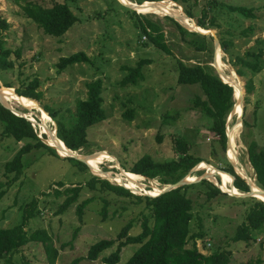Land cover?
<instances>
[{"label": "rangeland", "instance_id": "rangeland-1", "mask_svg": "<svg viewBox=\"0 0 264 264\" xmlns=\"http://www.w3.org/2000/svg\"><path fill=\"white\" fill-rule=\"evenodd\" d=\"M26 2L43 7H51L55 3L66 4L77 17V22L63 36L48 37L24 15L21 6ZM163 2H171L170 5L173 4L171 6L178 13L181 12L183 17L187 18L185 11L192 13L194 18L189 21L194 27H185L187 30L200 34H207L209 31L213 33L206 35L212 37V56L208 53H198L187 46L174 25L165 18L169 17L166 15L144 16L162 24L167 44L175 57L166 55L150 44L145 45L147 39H143L144 34L140 30L137 17L131 13L133 10L123 6L120 0H20L17 3L14 0H0V19L9 25V29L3 32L5 47L12 51H21L20 59L14 61L13 70L0 73V88L3 83H9L15 92V89H24L37 80L36 91L42 93L39 101L21 97L22 101L16 104L13 102V110L43 123L44 118H41L39 108L48 106L57 113L59 119L67 121L68 112L75 111L76 102L85 99L86 83L99 78L103 84L102 98L106 120L92 126L88 130V146L75 153L71 151V155H95L88 159H95L104 172H110L113 176H99L90 164L87 171L81 172L65 157L51 155L44 149L32 150L22 158V176L6 189L0 199V228L17 225L21 221L23 207L33 200L37 201V210L28 221L26 230L28 233L38 229L46 230L58 251L56 264H71L77 258L82 259L78 264H104L102 257L113 252L117 242L96 261L84 259L92 244L102 239L115 240L122 227L129 222L133 224L129 231L131 236L142 231L141 221L143 217L149 216V211L144 208L143 203L137 204L135 199L119 198L105 191H90L84 185L92 176L98 175L100 179L113 185L123 186L117 178L123 174L120 167L126 169L144 155H149L156 162L175 159L177 154L174 140L178 137L190 144L191 154L203 158V164L209 165L213 170L230 164L237 173L243 166L255 182L253 170L248 162L247 145L255 141L259 147L264 148V70L256 75L247 72L246 77H239L243 91L248 79H252L255 89L251 94H246L245 91L243 94L246 126H240L237 141L231 147L235 154V163L231 160L229 151L231 136L234 134L232 124L235 123L233 119L229 124L232 114L225 124L228 146L222 150L216 142V137L205 128L207 122L203 116L192 109L194 97L201 95V91L197 86L177 85L176 78L177 59L183 60L187 65L200 63L205 70L218 76V51L222 62L234 72L230 65L232 56H241L247 50L264 52V44H255L257 39L264 40V0ZM236 6L255 9L256 19H244L229 11L228 7ZM137 11L136 14H139ZM203 13H206L205 19L201 18ZM211 19L218 28H196V21L202 20L210 26ZM249 26L254 27L253 35L242 37L241 32ZM213 37L218 43L220 37H223L234 44L230 48V55L217 50L216 65L213 63ZM78 52L89 57L90 63L74 64L57 74L56 64L59 59ZM11 59L14 57L11 56ZM140 59L151 60V64L143 68L144 81L137 86L120 87L119 81L125 75L120 67H134ZM128 109H133L131 121L122 116ZM47 118L45 126L48 129L44 127L46 132L42 131L41 125L35 126L39 129L38 136H41L42 132L47 133L45 135L48 142V136L56 129V124ZM1 129L0 122V132ZM51 134L55 135L54 132ZM157 137L161 140L158 141ZM21 146L22 143H17L12 138L0 136V181H6L2 168L4 163L12 159ZM196 169L190 174L191 178H200L206 173L205 169ZM129 175L131 173L125 175L126 178H129ZM219 177L221 176L214 170L208 180L221 181ZM58 183L63 184V187H58ZM136 184L140 190L124 187L138 196L156 194L165 187L156 179L147 181L145 178H139ZM77 186L82 189L77 201L58 213L64 196H56L54 191ZM186 195L192 201L190 233L201 235L195 241L199 252L204 255L217 251L226 253L228 264H264V227L260 231L252 232L249 241L232 240L237 228L245 222L252 201L234 200L232 198L237 197L227 193L226 196L207 200L201 189H188ZM86 199H92V202L79 218L76 208ZM104 201L108 203L105 217L100 214ZM136 247L137 245H129L123 248L118 264H124ZM187 247H191L190 241ZM11 262L49 264L42 245L38 243H28L22 247L12 255Z\"/></svg>", "mask_w": 264, "mask_h": 264}, {"label": "trees", "instance_id": "trees-1", "mask_svg": "<svg viewBox=\"0 0 264 264\" xmlns=\"http://www.w3.org/2000/svg\"><path fill=\"white\" fill-rule=\"evenodd\" d=\"M16 3L20 0H14ZM138 5L143 2H163L164 0H130ZM176 2V0H171ZM171 2H169L170 4ZM173 5V4H171ZM175 6V5H174ZM176 8V7H175ZM24 15L30 19L39 28L42 33L48 37L63 36L76 22L77 17L66 4L55 3L51 7H43L41 5L26 2L21 6ZM229 11L240 15L244 19L255 20V9L243 6L228 7ZM131 13L137 17L139 27L144 34L147 42L161 52L169 56H174L166 41V34L163 26L158 21L147 19L144 15ZM182 15V13L180 12ZM185 15L193 19L194 16L189 11H185ZM183 16V15H182ZM185 17V16H184ZM176 28L181 40L194 51L198 53H208L213 55L212 37L202 35L185 29L170 17H165ZM201 18H206L203 13ZM196 26L202 29L210 30L218 28L215 21L211 19L210 26L206 25L202 20L195 22ZM9 29V25L5 20L0 19V73L11 71L14 68V61L20 59L21 51H14L5 47L3 32ZM254 33V27L249 26L241 32L242 37H251ZM206 34V33H205ZM209 34V33H207ZM255 44H264V40L257 39ZM233 42L220 37L219 46L223 53L230 55V48ZM11 56L14 59H11ZM263 50L251 51L247 50L243 55H235L230 59V65L234 68L238 77H246L247 72L256 75L264 70L262 59ZM175 57V56H174ZM90 63L89 57L84 53H74L68 57H62L56 64V73L60 74L66 67ZM151 64L150 59H140L134 67L121 66L120 70L125 73L119 81L120 87L137 86L144 81L143 68ZM176 84L179 86H197L201 91V95L194 97L192 109L197 110L207 122L206 129L216 137V142L222 150L226 147L225 124L228 115L233 107V89L225 84L221 79L204 69L200 63L187 65L181 59H177V78ZM5 88H13L9 83H3ZM86 97L78 100L75 104V111L68 112V120L59 119L57 113L48 106H43V110L48 114L50 119L56 124V135L62 142L64 147L72 152L79 151L88 146V130L106 120V113L103 108L101 79L96 78L86 83ZM38 81H32L26 88L15 89V94L27 99L39 101L42 93L36 91ZM245 93L251 94L254 91L252 79H248L244 86ZM247 100V99H246ZM246 105V101H245ZM33 111V110H32ZM245 111V107H244ZM127 121L133 119V109H128L122 114ZM245 113L242 117V125L246 126L244 120ZM0 122L2 129L0 136L3 138H12L22 146L14 154L12 159L3 165V175L6 181H0V199L12 184L17 182L23 174L24 165L22 158L25 154L32 150L44 149L49 154L59 156L55 149L43 143L46 135L41 134L38 137V127H33L25 118L14 115L0 105ZM160 141L161 138L157 137ZM174 147L177 157L166 162H156L149 155H144L134 162L130 167L123 169L128 173L136 174L149 180H158L163 185H172L187 176L189 171L195 166L204 165V159L195 156L189 152L190 144L182 137L174 140ZM248 162L253 170L255 184L258 188L264 190V148L259 147L255 141H251L247 145ZM72 161L79 171H87V166L72 158H66ZM219 170L228 173L233 177V186L240 193L249 192L250 188L245 180L238 176L233 167L227 164L226 167H220ZM221 184V181H217ZM90 191H105L112 193L119 198H132L137 204H144V208L149 211L148 217H143L141 221L142 231L135 236H131L129 231L133 227L132 222L127 223L117 234L115 240L102 239L92 244L87 251L84 259L96 261L106 250L112 249L116 242L117 246L109 255L102 257L104 264H118L122 249L129 245H137L136 250L124 264H228L229 258L226 253L214 252L204 255L196 248V239L201 235L191 234L189 224L192 220V201L186 195L188 189H201L207 200H211L217 196H226L213 183L207 180L185 185L175 190L157 195V196H138L129 192V190L113 185L107 180L92 176L84 185ZM58 187L63 184L58 183ZM81 187H71L63 190H55L56 196H64L63 204L58 213L73 205L80 194ZM242 202L252 201V206L248 209L245 222L242 223L232 238L233 242L249 241L251 233L260 231L264 227V202L255 198L237 199ZM92 202V199L82 201L76 208L79 218L84 209ZM108 203L104 201V205L100 214L105 217L106 207ZM37 210V201L33 200L23 207V215L21 221L10 228H0V262L12 264L11 257L22 247L28 243L41 244L46 254L49 264H56L58 251L52 243L51 236L44 229H38L28 233L26 226L28 221L33 218ZM191 247H187L188 242ZM82 259L77 258L71 264H78Z\"/></svg>", "mask_w": 264, "mask_h": 264}, {"label": "bare ground", "instance_id": "bare-ground-1", "mask_svg": "<svg viewBox=\"0 0 264 264\" xmlns=\"http://www.w3.org/2000/svg\"><path fill=\"white\" fill-rule=\"evenodd\" d=\"M120 1L123 3V5L124 4L125 5H134L133 2H130L129 0H120ZM156 3H158V2H156ZM154 4H155V2H152V4L151 3H144L142 6H137L135 8V10H138L137 12H139V14H141V15H147V14L169 15V16L173 17L174 19H176L184 27H190L193 25L189 21V19H187L186 17H183L180 13H178L170 4H168V2H163V3L156 4V5H154ZM156 7H158V9H156ZM193 27H194V25H193ZM196 28H198V27L196 26ZM209 33L213 34L210 31H209ZM218 49L221 50L217 45L215 48V55H216V52ZM218 58L219 59H218V63H217V68L221 72V76H222L223 80L225 82L229 83L232 86V89L234 90V99L233 100H235V103H233V105H234L235 109H233L234 112L230 113L228 115V117L232 114V116L229 120V124L232 122L233 119H235V123L232 124L234 127V134H232V136H231L230 147H229L231 160L233 161V163H235L236 162L235 154L232 152L231 147L237 141V136L239 133L238 129L241 126V124L238 122V119H239L241 111H242V103H243L242 100H243L244 91L242 88L243 86H242L241 79H239V77L235 74V72L233 70H229L228 67L222 62L221 54L219 51H218ZM0 100L2 101V103L7 108H12V109H14L13 108V102L16 104L19 101H22L21 97H18L15 94V92H13V90L11 88H4V87L0 88ZM235 104H236V106H235ZM23 107H26V106H23ZM39 112H40L41 118H44L43 123L46 124L48 121L47 114H45L42 111V109H40V108H39ZM42 131L46 132L44 130V127H42ZM51 133H53V132H51ZM51 133L48 136L49 145L51 144L55 148V151H57V154L59 156L68 157L69 154L65 150L64 145L62 143H59L56 140L55 135H53ZM45 134H47V133H45ZM76 156H78V155H76ZM93 156H95V155H92V156L79 155L78 157L81 158L82 160H84V162L87 166H89V164H90V167L99 176H102L104 178H107L106 176L112 177L113 175L110 172H104L99 167V164L95 159H90V160L88 159V158L93 157ZM204 169L206 170V176H208L207 179L211 178L214 170L209 165L204 164V165L198 166L196 170H204ZM237 171H236L237 174L238 175L240 174L239 176H242V178H244L246 181H248L250 183L252 190H254V191L258 190L254 180L251 178V176L248 174L247 170L243 166L240 169H238ZM127 174H130V173L125 172V174L123 173L121 175L119 174L120 176H117L118 180L122 182L121 185L126 186V187L128 186V188L130 187L131 189H134L135 191L140 190V187L138 186V184H136V181L139 178L140 179H144V178L143 177L141 178V176L138 177L136 174L133 175V173H131V175H129V178H126L125 175H127ZM218 174H219V176H221V177H219L221 179V185L218 184L217 180H215V179L214 180L211 179L213 181L212 183L219 185L220 188L222 189V191H224V192H229L231 194L232 193L239 194V191H237L236 189L231 190L232 179L229 175L224 174V173H219V172H218ZM193 179H195V178L189 177L186 181H191ZM149 181H152V180H149ZM158 193L149 194V195L155 196ZM256 198L264 202V195H259L257 193Z\"/></svg>", "mask_w": 264, "mask_h": 264}, {"label": "water", "instance_id": "water-1", "mask_svg": "<svg viewBox=\"0 0 264 264\" xmlns=\"http://www.w3.org/2000/svg\"><path fill=\"white\" fill-rule=\"evenodd\" d=\"M144 3H152V2H143L142 4H140V5H138L137 3H135V2H133V4L134 5H123V6H125V7H127V8H130V9H132L133 11H136L135 10V8L137 7V6H142ZM166 16H169V15H166ZM170 18H172V19H174L173 17H171V16H169ZM188 18V17H187ZM189 20H191L190 18H188ZM176 21V20H175ZM177 22V21H176ZM178 23V22H177ZM179 24V23H178ZM179 25H181V24H179ZM182 26V25H181ZM182 27H184V26H182ZM185 28V27H184ZM186 29V28H185ZM200 32V31H199ZM201 34H203V35H208V34H205V33H202L201 32ZM211 36H213V35H211ZM214 38V40H215V48H216V46L218 45V47L220 48V46H219V43L218 42H216V38L215 37H213ZM213 63H214V65H216V55H215V52H214V56H213ZM217 73H218V77L221 79V81H223L225 84H228L229 86H231L229 83H227V82H225L224 80H223V78H222V76H221V74H220V72L219 71H217ZM236 74V73H235ZM232 87V86H231ZM245 91V90H244ZM18 96V95H17ZM18 97H20V96H18ZM234 101V100H233ZM242 102H244V100H242ZM0 105L1 106H3L4 108H6L7 110H9V111H11L14 115H16V116H20V117H23V118H25L28 122H30L31 124H32V126L33 127H35V124H38V125H41L42 127H45L46 129H48L46 126H45V124L44 123H42V122H39V121H36V120H34L33 118H30V117H28L26 114H24V113H21V112H16L15 110H13L12 108H7L1 101H0ZM233 109H234V105H233V107H232V110H231V112L230 113H232L233 112ZM42 111L45 113V114H47L43 109H42ZM243 114H244V103L242 104V111H241V114H240V117H239V119H238V122L242 125V117H243ZM47 116H48V114H47ZM49 117V116H48ZM50 118V117H49ZM52 121V120H51ZM52 123H54V122H52ZM53 132H54V134L56 135V129L55 130H53ZM43 134H45V133H43ZM227 136V135H226ZM40 139H42L41 138V136L39 135L38 136ZM56 138H57V141L59 142V143H62L59 139H58V137L56 136ZM227 138V142H226V145L228 146V137H226ZM43 143L44 144H46L47 146H49V147H52L51 145H49L48 144V142L46 141V140H43ZM53 148V147H52ZM65 148V150L68 152V154H69V156L67 157V158H72V159H75V160H77V161H79V162H81V163H84L85 164V162L81 159V158H79L78 156H76V155H71V150H69V149H67L66 147H64ZM54 149V148H53ZM92 155V154H91ZM86 165V164H85ZM87 166V165H86ZM196 167L197 166H195L193 169H191L190 171H189V173L187 174V176L186 177H184L183 179H181L180 181H178V182H176L175 184H172V185H167V186H165L162 190H160V192L157 194V195H160V194H163V193H166V192H169V191H171V190H175V189H178V188H180V187H183V186H185V185H189V184H193V183H196V182H199V181H201V180H207V181H209L208 179H207V176H206V173L204 174V175H202V177H200V178H196V179H193V180H191V181H186L189 177H190V174L196 169ZM88 168V167H87ZM215 171H217V172H219V173H224V174H227V175H229L228 173H225V172H223V171H221V170H219V169H214ZM120 171L122 172V173H124L125 174V171L120 167ZM237 174V173H236ZM238 175V174H237ZM95 176H97V175H95ZM230 177H231V179H232V183H231V190H234L235 188H234V186H233V177L231 176V175H229ZM239 176V175H238ZM97 177H99V176H97ZM99 178H101V177H99ZM242 178V177H241ZM243 179V178H242ZM245 180V179H244ZM209 182H211V181H209ZM245 182H246V184L249 186V188H250V190H249V192H247V193H240L239 192V194H234V193H229V192H224V191H222V189L220 188V186L219 185H217V184H214L213 183V185L214 186H216L222 193H227V194H229V195H231L232 197H237V198H255V199H257L256 198V195H257V193L259 194V195H264V190H262V189H260V188H258V190L257 191H254V190H252V188H251V186H250V183L248 182V181H246L245 180ZM212 183V182H211ZM121 187H123V188H125V189H127V190H129L128 188H126V187H124V186H121ZM237 190V189H236ZM238 191V190H237ZM157 195H155V196H157ZM147 196H150V195H147ZM263 202V201H262Z\"/></svg>", "mask_w": 264, "mask_h": 264}, {"label": "built area", "instance_id": "built-area-1", "mask_svg": "<svg viewBox=\"0 0 264 264\" xmlns=\"http://www.w3.org/2000/svg\"><path fill=\"white\" fill-rule=\"evenodd\" d=\"M143 39H145V37L143 36Z\"/></svg>", "mask_w": 264, "mask_h": 264}]
</instances>
